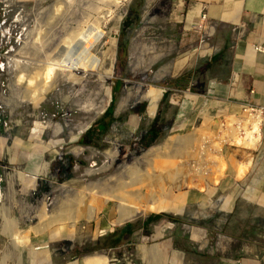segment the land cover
<instances>
[{"label":"rangeland","instance_id":"374dc122","mask_svg":"<svg viewBox=\"0 0 264 264\" xmlns=\"http://www.w3.org/2000/svg\"><path fill=\"white\" fill-rule=\"evenodd\" d=\"M192 2L0 0V264H67L96 252L108 256V264H152V250L158 264H212L243 244H264V221L254 218L250 198L240 193L254 149L232 143L218 159L225 172L218 182L206 178L204 186L182 189L170 183L179 202L175 213L146 211L115 223L117 201L94 195L93 219L21 238L89 185L112 189L128 179L127 165L169 136L220 129L241 111H222L212 98L197 103L205 83L226 72L228 56L222 69L217 60L208 65L221 41L200 15L189 23ZM97 21L105 32L93 51L105 57L99 70L55 71L48 92L31 102V76L54 61L59 44ZM113 48L114 73L103 82L99 74L111 67ZM157 116L159 130L151 128ZM190 150L186 161L196 162L185 173L199 160L205 165L201 152L196 157ZM244 159L251 163L240 175ZM256 222L257 239L250 234Z\"/></svg>","mask_w":264,"mask_h":264},{"label":"bare ground","instance_id":"6f19581e","mask_svg":"<svg viewBox=\"0 0 264 264\" xmlns=\"http://www.w3.org/2000/svg\"><path fill=\"white\" fill-rule=\"evenodd\" d=\"M60 6L61 5L57 7V11ZM98 22L99 21H97V24H94L92 27L89 26L86 29L79 30L77 36L75 35V39L72 38V40L68 41L64 39L65 42L59 44L61 49H59L60 47L58 48L55 54L56 56L53 58L54 61L46 65L44 72H36L35 75L31 76L27 90L28 99L31 102L38 101L42 95L48 92V83L50 79H52L53 73L60 72L61 70L63 74V70L73 71L80 68L89 71L97 68L99 70V66L105 61L103 60L105 57L100 58L97 56L98 54L96 55L93 51L98 46V42L102 39L105 32L103 28L100 27L102 22L100 21V24ZM104 55L106 56L105 53ZM110 59V61H112L110 68L105 69L103 72L99 71L100 74L97 70V73L100 75L103 82L114 73L113 64L116 59L114 48ZM106 89L107 93H105L108 94V97L110 98L112 95L110 87L107 86ZM149 95L150 94H147L146 96ZM235 119L237 120L238 118L232 116L231 122L228 123V127H222L219 125L221 131L225 129L224 133H217V129L203 130L196 128L193 132L188 133V135L169 136L164 143L151 147L145 151L141 158L127 165L126 168L129 173L128 179L125 178L123 181L119 180V182L116 183L117 185L112 189H108L105 186L100 189L96 188L98 187V183L89 185L87 189L85 188L86 190L84 192H80L76 196L73 203L64 211L61 213H52L45 217L37 225L32 227V229H28L29 231L24 232L21 235V238L24 240L28 239L31 230L39 233L54 225H63L69 221H71L73 226L80 218H86L88 220L93 219L97 214L98 208L96 203L91 202V198L94 195L104 198L105 203L111 200L117 201L118 214L117 218L114 220L115 223H123L146 211L175 213L178 210L179 202L174 201L172 190L168 189L170 183H176V188L182 189V187L185 186H204L203 180L206 178H209L214 183L218 182L225 173L221 167L222 164L218 162V159L223 157L226 142H233L234 144L245 148H255L257 146L258 140H260L262 136L259 124L260 121H253L254 130H251L242 124V128L247 129V131L246 133L240 134L239 131L234 130L238 129L234 123ZM190 148L194 150L196 157H199L201 152V158L199 157V159H202L203 161L205 160L204 162L206 166L200 164L199 160L198 164H194L195 166L191 168V171L185 173L183 168L188 165L192 166V163L196 162V160L193 162L189 161V163L186 161L187 156L191 152ZM55 151L57 152V150ZM250 163V159H244L241 165L242 167L238 171L240 175L246 172ZM209 164L211 165L210 167ZM201 165L203 166L202 168L200 167ZM194 173L199 176H194ZM149 256L152 264H158L160 262V257H158L154 250L149 253ZM108 263V256L96 252L86 255L82 259L68 262L67 264Z\"/></svg>","mask_w":264,"mask_h":264},{"label":"crops","instance_id":"0c3cea01","mask_svg":"<svg viewBox=\"0 0 264 264\" xmlns=\"http://www.w3.org/2000/svg\"><path fill=\"white\" fill-rule=\"evenodd\" d=\"M188 16L194 24L195 17L206 13L203 19L216 32L221 49L214 56L220 69L228 56V68L205 83L197 103L215 102L222 111H240L241 103L249 101L264 106V0H192ZM193 19V20H192ZM201 25H198L200 27ZM212 62V59L209 60ZM202 99V101H201ZM252 165L240 193L249 197L251 214L264 221V123L262 139L253 150ZM259 222L251 225L250 234L257 237ZM243 236V235H242ZM241 236V237H242ZM262 240L264 235H261ZM212 264H264V244L255 240L214 258Z\"/></svg>","mask_w":264,"mask_h":264},{"label":"built area","instance_id":"2783aa9c","mask_svg":"<svg viewBox=\"0 0 264 264\" xmlns=\"http://www.w3.org/2000/svg\"><path fill=\"white\" fill-rule=\"evenodd\" d=\"M203 14H201V17L204 19L206 17V13L204 12H201ZM257 50H260V51H264V46H257L256 47ZM237 112V111H236ZM242 112V113H240ZM239 113H233V114H230L228 115V119H226L225 121L223 122H220V125L222 127H228V123L231 122V118L232 116H236L238 119L234 120V123L236 124L235 126H237L236 128L238 129H234V130H237L241 133H246L247 129H243L242 128V124H244L246 127L250 128L251 130H254L253 129V121H260V130H261V133H263V123H264V106L263 105H256V104H253L249 101H245V102H242L241 103V111ZM227 115H223V117L225 118ZM221 129V128H220ZM220 129H217V133H220V132H223L225 131V129L223 131H221ZM257 131V130H255ZM262 139V136L260 138V140H258V144L259 142L261 141ZM234 144L233 142H226L225 144ZM257 144V145H258ZM236 145V144H235ZM237 146H240V145H237ZM257 148V147H255ZM255 148H251V149H255Z\"/></svg>","mask_w":264,"mask_h":264},{"label":"trees","instance_id":"16d2710c","mask_svg":"<svg viewBox=\"0 0 264 264\" xmlns=\"http://www.w3.org/2000/svg\"><path fill=\"white\" fill-rule=\"evenodd\" d=\"M215 60L216 59H214V58H212V62H208V65L210 66V65H213L214 63H215ZM184 79H186V78H184ZM167 97H168V93H165L164 94V96H163V101L164 100H166L167 99ZM142 107V106H141ZM143 108V107H142ZM139 111H142V110H139ZM110 123H111V120L108 122V123H105L104 125H102V127H103V129H107L108 128V126L110 125ZM162 126H163V124H162V122L160 123V117H155V119H154V121H153V124H152V126H151V128L152 129H161L162 128ZM158 215H154V217H151V218H155V217H157ZM115 242H117V240H115ZM90 249H92V248H90Z\"/></svg>","mask_w":264,"mask_h":264}]
</instances>
